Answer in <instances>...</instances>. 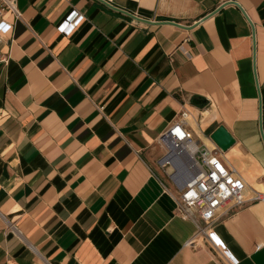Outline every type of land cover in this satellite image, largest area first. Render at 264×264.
Segmentation results:
<instances>
[{"label": "crops", "instance_id": "0c3cea01", "mask_svg": "<svg viewBox=\"0 0 264 264\" xmlns=\"http://www.w3.org/2000/svg\"><path fill=\"white\" fill-rule=\"evenodd\" d=\"M18 8L0 43V264H264V199L199 235L157 144L188 110L200 145L264 197V0ZM74 8L86 19L67 37Z\"/></svg>", "mask_w": 264, "mask_h": 264}, {"label": "built area", "instance_id": "2783aa9c", "mask_svg": "<svg viewBox=\"0 0 264 264\" xmlns=\"http://www.w3.org/2000/svg\"><path fill=\"white\" fill-rule=\"evenodd\" d=\"M9 14L16 21L22 18L18 0H0V25L4 26L0 27V43L14 28V24L6 19ZM85 19V15L74 8L57 29L69 37ZM190 117L191 113L183 110L179 119L158 138L157 144L163 151L158 165L164 170H172L170 179L176 188L179 214L199 223L198 234L212 240L217 236L211 230L222 210L238 212L264 197L258 194L247 198L246 184L238 172L223 162L218 150L201 146L188 130ZM231 260L237 263L232 257Z\"/></svg>", "mask_w": 264, "mask_h": 264}, {"label": "water", "instance_id": "95a60500", "mask_svg": "<svg viewBox=\"0 0 264 264\" xmlns=\"http://www.w3.org/2000/svg\"><path fill=\"white\" fill-rule=\"evenodd\" d=\"M211 139L223 152L227 151L235 143L234 137L224 126H220L217 130H215V132L211 135Z\"/></svg>", "mask_w": 264, "mask_h": 264}, {"label": "rangeland", "instance_id": "374dc122", "mask_svg": "<svg viewBox=\"0 0 264 264\" xmlns=\"http://www.w3.org/2000/svg\"><path fill=\"white\" fill-rule=\"evenodd\" d=\"M168 180L170 181V183L172 184V181H171V179L170 178H168Z\"/></svg>", "mask_w": 264, "mask_h": 264}, {"label": "snow or ice", "instance_id": "6c2138e0", "mask_svg": "<svg viewBox=\"0 0 264 264\" xmlns=\"http://www.w3.org/2000/svg\"><path fill=\"white\" fill-rule=\"evenodd\" d=\"M0 27H4V26L0 25Z\"/></svg>", "mask_w": 264, "mask_h": 264}]
</instances>
